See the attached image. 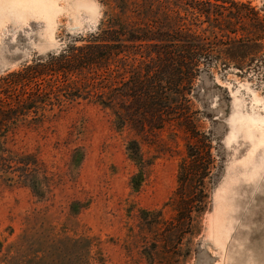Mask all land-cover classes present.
Wrapping results in <instances>:
<instances>
[{
  "label": "rangeland",
  "instance_id": "rangeland-1",
  "mask_svg": "<svg viewBox=\"0 0 264 264\" xmlns=\"http://www.w3.org/2000/svg\"><path fill=\"white\" fill-rule=\"evenodd\" d=\"M13 1L0 0V87L8 75L86 43L110 11L101 0H51L63 11L50 25L31 14L12 18L1 7ZM192 1L155 5L179 10L214 50L190 96L198 127L212 138L216 167L204 212L177 219L180 167L189 157L184 127L173 123L139 136L116 125L93 93L70 97L61 87L2 131L8 162L0 164V264L20 242V264H259L264 0H220L225 8H212L211 22L194 21L186 11ZM133 140L138 159L129 150ZM192 195L188 186L185 196Z\"/></svg>",
  "mask_w": 264,
  "mask_h": 264
},
{
  "label": "trees",
  "instance_id": "trees-1",
  "mask_svg": "<svg viewBox=\"0 0 264 264\" xmlns=\"http://www.w3.org/2000/svg\"><path fill=\"white\" fill-rule=\"evenodd\" d=\"M101 1L110 11L98 34L83 45L72 43L61 53L2 79L0 96L7 97H0V139L8 124L27 116L49 91L57 92L61 87L70 97L93 93L97 103L112 111L116 125L130 127L139 136L178 124L184 127L190 143L188 160L180 167L181 186L175 207L179 221H193L194 213L204 212L209 198L206 181L216 168L212 138L198 127L190 99L204 67L212 59V45L184 23L187 18L179 10H171L168 3L159 2L158 11L156 0ZM192 3L193 11H186L194 21L205 16L211 22L212 8H225L220 0ZM180 5L183 7L184 3ZM180 5L176 4V8L181 9ZM218 16L228 18L215 14ZM129 150L138 159L139 142L131 141ZM6 162L0 141V164ZM32 185L36 189L34 180ZM188 186L193 190L189 198L185 196ZM3 248L0 240V253ZM8 252L3 263L20 264L23 243L10 247Z\"/></svg>",
  "mask_w": 264,
  "mask_h": 264
},
{
  "label": "bare ground",
  "instance_id": "bare-ground-1",
  "mask_svg": "<svg viewBox=\"0 0 264 264\" xmlns=\"http://www.w3.org/2000/svg\"><path fill=\"white\" fill-rule=\"evenodd\" d=\"M1 9L3 11L7 10V12L13 11V14H11L14 19L19 20L21 17L31 14L32 16L35 15V17L38 16L39 18L47 20L50 25L53 24L56 14L59 11H63V9H58L56 3L51 0H15L12 3L5 4V6L1 7ZM253 257L255 256L253 255ZM258 262L259 264H264V254L263 257H258Z\"/></svg>",
  "mask_w": 264,
  "mask_h": 264
}]
</instances>
